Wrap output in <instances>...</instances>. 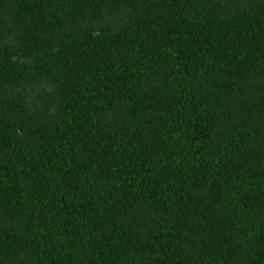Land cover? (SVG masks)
<instances>
[{"label":"trees","instance_id":"trees-1","mask_svg":"<svg viewBox=\"0 0 264 264\" xmlns=\"http://www.w3.org/2000/svg\"><path fill=\"white\" fill-rule=\"evenodd\" d=\"M0 264H264V0H0Z\"/></svg>","mask_w":264,"mask_h":264}]
</instances>
